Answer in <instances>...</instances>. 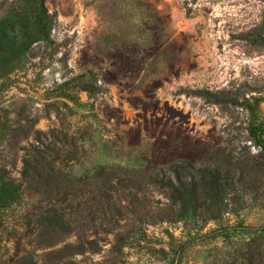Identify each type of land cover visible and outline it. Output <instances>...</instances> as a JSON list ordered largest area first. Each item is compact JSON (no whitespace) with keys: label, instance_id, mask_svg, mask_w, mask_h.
Returning <instances> with one entry per match:
<instances>
[{"label":"rangeland","instance_id":"1","mask_svg":"<svg viewBox=\"0 0 264 264\" xmlns=\"http://www.w3.org/2000/svg\"><path fill=\"white\" fill-rule=\"evenodd\" d=\"M16 2L0 0V17ZM45 6L55 17V49L35 46L24 68L0 88V119L12 128L32 125L31 135L18 143L10 175L19 179L26 153L55 133L65 142L64 173L81 181L110 176L109 220L116 225L105 227L109 232L68 235L32 222L29 233L24 203L4 209L0 264L103 263L114 256L115 234L134 216L168 205L159 187L133 182L145 171L186 160H214L242 172L258 190L229 197L219 226L227 237L197 240L217 227L212 221L198 222L201 232L180 222L146 221L122 247L121 264H168L163 252L171 259L179 246L181 264H264V136L260 143L249 137L242 108H222L181 91L249 88L245 98L262 100L264 119V46L241 37L262 23L264 0H46ZM86 71L94 74L99 93L75 96L69 89L78 105L60 98L56 88ZM10 158L0 144V164L8 166ZM114 176L124 183L117 186ZM65 245L71 246L66 253L48 258Z\"/></svg>","mask_w":264,"mask_h":264},{"label":"trees","instance_id":"2","mask_svg":"<svg viewBox=\"0 0 264 264\" xmlns=\"http://www.w3.org/2000/svg\"><path fill=\"white\" fill-rule=\"evenodd\" d=\"M45 3L46 0H17L15 5L0 17V88L12 75L24 68L28 58L34 56L35 46H42L46 50L55 49L51 36L55 17L48 12ZM241 37L253 47H263L264 18L260 25L241 34ZM93 81L94 74L86 71L72 76L56 89L62 92L59 94L60 98L69 102L75 101L74 103L78 105V100H74L68 90L74 89L75 96L78 93L89 95L99 93ZM181 91L222 108H242L248 115L249 137L259 143L262 141L264 136V119L260 117L262 100L256 96L245 98V95L252 93L249 88L248 91L238 89L235 92L224 90L213 92L204 89ZM31 131L32 125L22 126L19 123L12 128L7 125L6 119H0V144H6L11 156L8 166L0 164V213L4 209L24 203L28 210L23 216L22 223L24 230L29 233L32 222L37 223V228L53 231L59 229L68 235L84 233V229L111 231L105 229L107 226L116 225L112 223L114 220L111 222L109 220L111 215L109 192L112 188L110 176L97 175L89 177L87 181H81L71 178V174L64 173L60 164L65 157L63 150L65 142H58L55 133L52 134L51 140L38 142L26 153L19 179L10 175V168L14 167L17 159L18 143L26 140ZM8 138L11 142H8ZM114 179L117 186L124 183L120 176H114ZM143 182L159 187L168 205L134 216L123 231L115 234L114 256L101 264H121L122 247L128 240L140 234L141 227L147 223L146 221L180 222L183 227H195L193 229L196 232L202 231V227L197 225L198 222L206 224L212 221L217 227L208 233L199 234L197 240L225 238L228 230L219 226L223 214L226 213L228 206L226 202L229 197L240 193L254 195L258 190V184H253L254 182L243 176L242 172H234L214 160L198 164L187 160L179 164L172 163L165 170L145 171L142 179L136 180L133 184ZM58 210L62 211L63 215L59 214ZM50 216L57 218L58 223L49 222L47 218ZM72 216H76L77 219L71 221ZM12 232L15 233V230ZM70 247L65 245L60 251L50 252L47 256L50 259L57 253L63 251L66 253ZM171 254L172 258L168 259L167 254L163 252L164 260H168V264H181L183 249L179 246L178 250ZM62 264L75 263L67 260Z\"/></svg>","mask_w":264,"mask_h":264}]
</instances>
